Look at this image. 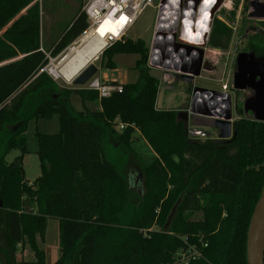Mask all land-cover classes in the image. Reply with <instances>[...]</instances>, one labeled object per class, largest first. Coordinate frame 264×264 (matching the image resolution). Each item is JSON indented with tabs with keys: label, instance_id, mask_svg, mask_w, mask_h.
<instances>
[{
	"label": "trees",
	"instance_id": "1",
	"mask_svg": "<svg viewBox=\"0 0 264 264\" xmlns=\"http://www.w3.org/2000/svg\"><path fill=\"white\" fill-rule=\"evenodd\" d=\"M88 26L85 12H77L50 55ZM0 33V264H45L40 243L50 218L59 222L54 264H177V251L188 244L202 252L189 264H248V227L264 185V122L236 120V138L225 143L190 138L177 109L157 106L160 80L140 38L103 51L107 68L117 53L139 55L138 79L121 92L100 97L61 87L43 70L49 58L39 0H0ZM54 114L58 133L35 132L41 174L30 182L23 168L28 122ZM137 134L154 153L149 162L133 148ZM14 149L22 154L10 163ZM135 161L134 186L125 167Z\"/></svg>",
	"mask_w": 264,
	"mask_h": 264
},
{
	"label": "rangeland",
	"instance_id": "2",
	"mask_svg": "<svg viewBox=\"0 0 264 264\" xmlns=\"http://www.w3.org/2000/svg\"><path fill=\"white\" fill-rule=\"evenodd\" d=\"M39 3L41 8V37H43L44 41L43 47L44 51H46L47 55L50 57H48L49 62L44 69L61 87L67 86L70 88H83V86H86L87 83L83 86H78L74 84V80L72 83H67L62 78H55L50 73V69L51 67H53V64H58L62 57L67 53L65 52L63 54V52L66 51L68 47L72 48L73 46L77 45L83 34L79 38L74 40V42H76L75 44L71 43L57 56L54 57L50 55V51L53 49L55 44H57L61 32L63 31L65 26L75 18L77 12L83 11L86 0H39ZM158 3L159 0H155L153 5H149L145 8V10L138 16L135 24L128 31L127 38H140L143 39L148 46L152 44L151 40L154 34ZM25 11L26 10L22 11L21 14L25 13ZM102 55L103 52L96 60L91 62L95 63L98 66V72H106L109 75L113 73L117 77V79L126 83L135 82L138 79V70L135 68L136 60L139 57L138 54L117 53L112 58L115 63V67L108 69L105 66L101 67ZM150 72L155 77L160 79L161 71L152 68L150 69ZM196 81H198V84H202L203 86H209L212 82L206 77L198 78V80ZM180 85L181 87H179ZM185 86L186 84L178 80V82L174 84L173 89H166L164 82L160 80L159 92L157 96V105L159 106V108L180 110V107L184 105L182 92H185ZM241 96H239L240 101H242L245 93L243 95L241 94ZM72 102L77 108L81 109L82 105L78 96H73ZM91 105L92 107H94L92 103ZM37 130L49 134L58 133L60 130L58 114H54L50 119L40 117L38 119H31L28 122L26 131L27 152L23 157V168L25 172V178L30 182H33L41 174L40 160L38 156L39 144L38 140L35 137V132ZM210 133H212L211 136H216L215 132L211 129ZM134 145L139 151L138 156L141 161L149 162L152 159V151L145 141L138 139L134 142ZM21 154L22 153L19 149L10 151L7 155V161L13 163L16 157L20 156ZM139 169L140 163H138L137 161L135 163L126 165L125 167V170L128 171V175H130V182L134 184V186L137 185V183L135 182V173H139ZM40 246L45 253V264H54L59 255V222L57 219L50 218L48 220L45 239L44 242L40 243ZM22 256L28 263H31L34 260V255L29 250H25Z\"/></svg>",
	"mask_w": 264,
	"mask_h": 264
},
{
	"label": "water",
	"instance_id": "3",
	"mask_svg": "<svg viewBox=\"0 0 264 264\" xmlns=\"http://www.w3.org/2000/svg\"><path fill=\"white\" fill-rule=\"evenodd\" d=\"M258 4V0L251 2V16ZM186 42L187 44L181 46L182 51L179 54L182 64L180 63L178 68L168 67L157 62H153V65L159 70L170 69L175 71L176 77L179 75L182 81L192 89L188 107L178 110L179 118L187 124L191 122L195 127L203 126L214 130L223 143L231 141L237 135V132L233 130L232 120L233 94L225 92L223 89L197 85L196 80L202 77L204 49L189 45L188 43L191 41L186 40ZM191 63L195 64V68L191 66ZM189 64H191V69ZM97 72L98 66L95 63L89 64L75 78L74 84L85 85ZM232 88L236 91L251 90L250 96L245 101V111H251L255 120L264 122V60L257 59L254 53H239L236 57ZM225 110L227 113L224 112ZM197 117L209 118L211 121L198 122L196 121ZM247 263L264 264V185L248 227Z\"/></svg>",
	"mask_w": 264,
	"mask_h": 264
},
{
	"label": "built area",
	"instance_id": "4",
	"mask_svg": "<svg viewBox=\"0 0 264 264\" xmlns=\"http://www.w3.org/2000/svg\"><path fill=\"white\" fill-rule=\"evenodd\" d=\"M154 1L86 0L83 11L89 20L88 29L96 26L106 15H112L123 21L120 34L114 38L110 36L109 47L115 41L124 42L128 31L135 24L138 16L147 6L153 5ZM226 6L227 0H159L152 44L149 48L148 66L154 67L153 62H157L168 67H174L171 65L173 62H180L181 46L186 43L183 39L193 41L203 38L214 15ZM69 49L70 47L63 53H68ZM161 71L163 72L162 81L167 82V85L171 84L175 71L170 69ZM83 88L96 90L100 97H107L112 92H121L123 85L104 82L100 77L94 75ZM124 126L125 124L120 123L117 128L123 129ZM189 136L193 139L210 137L204 131L196 128L189 129ZM206 246V242H201L200 247ZM176 257L177 264H189L191 260L202 257V252L198 246L188 244L186 249L177 251Z\"/></svg>",
	"mask_w": 264,
	"mask_h": 264
},
{
	"label": "crops",
	"instance_id": "5",
	"mask_svg": "<svg viewBox=\"0 0 264 264\" xmlns=\"http://www.w3.org/2000/svg\"><path fill=\"white\" fill-rule=\"evenodd\" d=\"M228 4L231 5L230 0H227V5ZM230 8H231V6L229 8H227L225 10V12L226 13L230 12L229 11ZM220 19L221 18H218V19L214 20V22L211 23L210 27L205 32L203 38L194 39L193 41H191L188 44L204 49L202 77H206L207 79H210L212 81L211 85L205 86V87L223 89L225 92L232 93L233 98H234V93L230 92L228 90V88H225V86L228 84V81L230 78V73H231L230 65H231V62L233 59L234 45L237 42V34L232 33L229 26H227L226 24L221 22ZM41 29H42V26H41ZM41 32H42V30H41ZM183 40H184V42H186L185 39H183ZM73 42H72V44H73ZM151 42H152V40H151ZM42 43L44 44L43 37H42ZM186 44H187V42H186ZM150 46H151V44L148 47L150 48ZM43 50H44V47H43ZM183 58H185V57H183ZM181 61H182V59L180 60L179 63L176 61V62H173L171 65L178 68L180 63L182 64ZM191 64H189V66L191 65L192 67L195 68V64L194 63H191ZM191 66L189 67L190 69H191ZM101 67H104V65L102 64ZM152 68H155L156 70L161 71L157 67H151L150 66V69H152ZM193 69H192V72H193ZM194 71H195V69H194ZM162 73L163 72L161 71V77L159 80H162V76H163ZM96 75L98 77H100L104 82H107V83H113L114 81H117L121 84L126 83L124 81H120L119 79H117V77L113 73H111L109 75L106 72H103V73L97 72ZM179 81H182V79ZM176 82H178V80H176V73H174V79H172L171 84L169 83L167 85V82L164 81L165 88L166 89H173L174 84ZM183 83L186 84L185 82H183ZM187 85L184 87L185 92L184 91L182 92V96L184 99L183 104H185L186 101L191 96V93H189V91H187V88H188ZM197 85L203 86L202 84H198V81H197ZM179 87H181V85ZM196 121H198V122H209L211 120L209 118L197 117ZM188 126H189V129L196 128V129L204 131L207 135L212 134V133H210V129H208L206 127H203V126L202 127H195L194 124H192L191 122H188ZM137 136L140 137L139 139L145 141L139 134H137ZM199 139H201V138H199ZM133 148L135 149L136 153L139 154L138 153L139 151L135 147L134 143H133ZM149 148H150V146H149ZM151 151H152V149H151ZM151 153H152V156H154L153 151ZM58 257H59V255H58Z\"/></svg>",
	"mask_w": 264,
	"mask_h": 264
},
{
	"label": "flooded vegetation",
	"instance_id": "6",
	"mask_svg": "<svg viewBox=\"0 0 264 264\" xmlns=\"http://www.w3.org/2000/svg\"><path fill=\"white\" fill-rule=\"evenodd\" d=\"M231 5H227L226 7H222L216 15H214L211 23L214 20L221 18V22L229 26L232 33L237 34V42L234 45L233 59L231 62V73L228 84L225 88H228L230 92L234 93L233 99V111H232V120H233V130L234 123L236 120L242 117L252 118V112L245 111V101L250 96L251 90L246 89L245 91H236L232 88L233 84V73L236 67V57L239 53H254L257 59L264 60V0H258V6L252 11V16L250 15L251 10V2L253 0H230ZM230 12L226 13L225 10L227 8ZM254 16V17H253ZM210 23V25H211ZM209 25V27H210ZM176 80H181V77L178 75ZM187 85V84H186ZM187 91L192 94V89L189 85H187ZM243 96L242 101H240L239 96L241 94ZM242 97V96H241ZM191 98V96H190ZM190 98L186 101L184 105L180 107V109H185L188 107ZM227 113V110L224 111ZM255 120V119H254ZM214 131V130H213ZM235 131V130H234ZM215 132V131H214ZM216 136H210L209 138L213 140H219L217 133ZM223 143V142H222ZM137 182V179L135 180Z\"/></svg>",
	"mask_w": 264,
	"mask_h": 264
},
{
	"label": "bare ground",
	"instance_id": "7",
	"mask_svg": "<svg viewBox=\"0 0 264 264\" xmlns=\"http://www.w3.org/2000/svg\"><path fill=\"white\" fill-rule=\"evenodd\" d=\"M122 28V20L106 15L96 26L89 28L83 34L77 45L70 47L64 59L56 65L53 64L50 73L55 78H62L65 82L72 83L108 47L110 36L111 38L118 36Z\"/></svg>",
	"mask_w": 264,
	"mask_h": 264
}]
</instances>
